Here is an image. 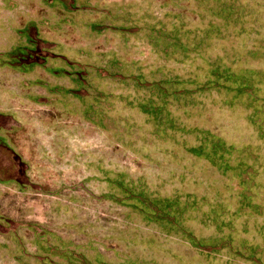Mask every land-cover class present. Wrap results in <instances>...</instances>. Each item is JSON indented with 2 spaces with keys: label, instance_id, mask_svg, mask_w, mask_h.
I'll use <instances>...</instances> for the list:
<instances>
[{
  "label": "rangeland",
  "instance_id": "rangeland-1",
  "mask_svg": "<svg viewBox=\"0 0 264 264\" xmlns=\"http://www.w3.org/2000/svg\"><path fill=\"white\" fill-rule=\"evenodd\" d=\"M3 136L0 264H264V0H0Z\"/></svg>",
  "mask_w": 264,
  "mask_h": 264
},
{
  "label": "crops",
  "instance_id": "crops-1",
  "mask_svg": "<svg viewBox=\"0 0 264 264\" xmlns=\"http://www.w3.org/2000/svg\"><path fill=\"white\" fill-rule=\"evenodd\" d=\"M63 87H70V86H75L76 85V80L70 76H66L65 79L63 80V83H61ZM4 136L0 137V140L4 142L7 146H5L7 149L10 148L9 144L4 141Z\"/></svg>",
  "mask_w": 264,
  "mask_h": 264
}]
</instances>
